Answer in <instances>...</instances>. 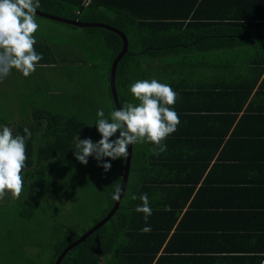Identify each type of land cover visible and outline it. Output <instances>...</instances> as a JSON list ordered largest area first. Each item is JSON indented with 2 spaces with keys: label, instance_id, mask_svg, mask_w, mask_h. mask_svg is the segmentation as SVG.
<instances>
[{
  "label": "trees",
  "instance_id": "16d2710c",
  "mask_svg": "<svg viewBox=\"0 0 264 264\" xmlns=\"http://www.w3.org/2000/svg\"><path fill=\"white\" fill-rule=\"evenodd\" d=\"M75 5L80 7V4ZM66 17L104 22L122 30L128 37L129 50L117 67V92L121 77L124 85L153 78L171 85L179 96L174 109L179 114L180 124L178 130L164 141L166 152L155 156L150 151L155 146L147 143L145 156L135 160L140 175L134 191L137 198L131 199L126 207L121 202L115 215L70 249L60 264H206L201 259L193 260L192 255L184 252L185 247H172L176 235L188 239L209 236L216 256L213 260L220 256L218 250L227 253L235 250L236 255L223 257L226 264H264V162L238 154L244 142L254 147L264 143V100L261 94L264 80L259 84L261 92L252 93L250 87L220 90L209 83L186 86L177 81L173 85L156 78V74L162 75L169 56L174 53L252 43V39L245 35H251L250 27L215 23H206L200 28L181 23L172 26L136 23L125 27L107 23L102 14H68ZM72 26L89 31L85 40L90 44L91 52V40H97L101 47L103 43L107 45L111 74L112 63L123 47L122 37L104 27ZM235 30H242L245 34ZM130 37L137 39L132 41ZM104 52L108 51L104 49ZM119 100L121 105L123 101L133 103L134 97L130 93L123 99L119 96ZM33 114V124H20L13 129L14 135H23L25 127L32 133L27 141L28 160L23 171L37 163L39 173L45 175L72 159L77 137L92 138L90 128L79 118L59 115L44 108ZM37 135L41 144L35 149ZM202 145L213 148L193 150V147ZM230 146H236L237 152L227 160L221 151H226L224 148L228 151ZM218 158L222 162H236V167L241 166V176H227L225 182L204 176L211 161ZM125 161L122 158L123 172ZM122 177L118 184H121ZM143 194H147L152 208L147 221L151 231L147 233L141 232L146 226L144 214L135 211L142 205L139 197ZM27 203L30 207L40 206V201L33 198ZM113 204L114 200H111V206ZM219 223L223 226L218 227ZM79 236L70 234L60 239L54 245L49 264H54L64 248ZM239 252L245 255L238 256Z\"/></svg>",
  "mask_w": 264,
  "mask_h": 264
},
{
  "label": "rangeland",
  "instance_id": "374dc122",
  "mask_svg": "<svg viewBox=\"0 0 264 264\" xmlns=\"http://www.w3.org/2000/svg\"><path fill=\"white\" fill-rule=\"evenodd\" d=\"M76 32L71 40L81 46L82 55L70 59L71 49H60L58 52L66 58V64L38 66L32 92L10 97L0 95V128L4 125L12 128L11 124H33L31 109L34 107L35 113L44 108L59 115L79 118L90 128L93 142L101 139L95 125L97 110L103 109L105 116L110 118L111 111L116 109L109 79L110 49L95 41L91 43V52L90 44L85 40L89 31L78 28ZM62 36L59 35L58 40ZM66 47L71 46L66 44ZM132 49L136 48L132 46ZM56 73L60 74L58 82ZM122 80V77L118 80V92L123 99L131 92L130 84L124 85ZM132 102L138 103L135 98ZM118 136L119 132L110 139ZM35 143L37 149L41 144L38 135ZM147 149V143L133 146L132 170L122 200L124 207L132 199L140 179L135 160L144 157ZM102 162H110L111 169L105 172L100 166ZM102 162L93 156L84 165L73 156L66 164L45 175L39 173L37 163L26 168L22 173L24 191L21 197L13 200L8 193L0 201V264H49L54 245L60 239L70 234L81 236L102 219L113 206L112 185L123 176L122 158L112 160L105 157ZM30 198L39 200L40 206L30 207L27 203Z\"/></svg>",
  "mask_w": 264,
  "mask_h": 264
},
{
  "label": "crops",
  "instance_id": "0c3cea01",
  "mask_svg": "<svg viewBox=\"0 0 264 264\" xmlns=\"http://www.w3.org/2000/svg\"><path fill=\"white\" fill-rule=\"evenodd\" d=\"M40 3L41 7L38 10L51 14H65L60 15L64 17L68 14H102L107 23L113 22L125 27L135 26L136 23H146V26L159 24L172 26L174 23H181L195 28H200L206 23L239 24L240 26L246 24L250 27L251 35L245 34L242 30L235 31L245 34L247 38L252 39V43L245 42L230 48L193 49L174 53L169 56V62L164 67L162 75L156 74V78L173 85H176L177 81H182L186 86L209 83L220 90L229 88L240 90L250 87L252 93L261 92L258 89L259 84L264 80V0H40ZM75 4H80V7ZM36 20L40 27L35 33L37 43L34 48L43 56L40 64L48 67L52 64L55 65L54 67L65 65L66 58L58 52L60 49L65 51L67 48L71 49L70 59H76L83 54L81 46L71 40L78 28L40 15L36 16ZM59 35L63 36L58 40ZM95 41L98 43L97 40H91V43H96ZM66 44L72 48L66 47ZM34 74L25 78L22 73L13 69L11 74L0 82V95L10 97L32 92ZM58 74H55L56 82L59 81ZM261 94L264 100V90ZM34 110L33 107L31 116L28 115L31 118ZM11 126L12 130L16 127L12 124ZM193 148V150H206L213 147L202 145ZM224 150L226 151H221V154L227 160L232 159L237 152L236 146H230L228 151L225 148ZM217 153L220 154L219 151ZM238 154L248 156L246 158L250 160L264 162V143L254 147L251 143L244 142L242 151ZM236 166V162H222L218 158L211 161L204 176H213L225 182L227 176H241V166ZM220 226L223 225L219 223L218 227ZM173 232L174 230L171 231V235ZM203 233L204 231H202V237ZM209 238L207 236L201 239H188L176 235L172 239L171 246L185 247L184 252L192 255L193 260L201 259L206 264H226V259L223 257L236 255L235 250L229 253L218 250L217 255L221 258L217 256L213 260L216 256ZM241 255L245 254L239 252L238 256Z\"/></svg>",
  "mask_w": 264,
  "mask_h": 264
},
{
  "label": "clouds",
  "instance_id": "9594fccd",
  "mask_svg": "<svg viewBox=\"0 0 264 264\" xmlns=\"http://www.w3.org/2000/svg\"><path fill=\"white\" fill-rule=\"evenodd\" d=\"M40 7V0H0V82L13 69L27 78L38 66H44L40 64L42 54L34 48L37 43L35 33L40 27L36 20ZM130 92L138 103H124L119 109L111 111L110 118L105 116L103 109L97 110L95 125L101 134L99 141L77 137L74 156L81 164L87 165L88 158L93 156L98 162L104 161L105 157L112 160L126 159L129 145L151 143L155 146L150 150L153 155L159 156L166 152L164 141L178 130L180 124L179 114L174 109L179 99L178 93L171 85L155 78L136 80L130 85ZM117 132L119 136L110 139ZM23 133L14 135L7 125L0 128V201L8 193L13 200H17L24 191L22 173L27 166L26 147L32 133L28 127L23 129ZM100 166L105 172L112 167L110 162H102ZM112 188V200L119 201L122 186L113 183ZM136 198L132 196L133 200ZM139 199L142 205L137 206L135 211L144 214L146 226L141 232L147 233L151 231L147 221L152 215V208L147 194L141 195Z\"/></svg>",
  "mask_w": 264,
  "mask_h": 264
},
{
  "label": "water",
  "instance_id": "95a60500",
  "mask_svg": "<svg viewBox=\"0 0 264 264\" xmlns=\"http://www.w3.org/2000/svg\"><path fill=\"white\" fill-rule=\"evenodd\" d=\"M37 15L52 18L54 20H58L61 22H65V23L80 26V27H92V26L104 27V28H107V29H110V30L116 32L117 34H119L122 37L123 47L120 50L119 54L115 57V59L112 63L111 74H110V84H111V91L113 94L114 104L116 106V109H119L122 105H121V102L119 100V95L117 92L116 72H117V67H118L120 60L128 53V50H129V40H128L127 35L122 30H120L119 28L111 26V25L106 24L104 22H85V21H80L78 19H67V18L60 17V16H57L55 14L44 12V11H41L38 9H37ZM132 157H133V145H129V156L126 158V161H125L123 177H122V181L120 184L122 186V193H121L120 200L114 201V204L110 208L108 213L101 220H99L93 227H91L84 234L79 236V238H77L76 240H74L70 244H68L64 248V250L60 253V255L57 257L54 264H60L70 249H72L73 247H75L76 245H78L79 243L84 241L85 239H87L95 231H97L99 228H101L103 225H105L115 215V213L119 210V208L121 207V202H122L123 197L125 195L126 188H127L128 181H129V177H130L131 166H132Z\"/></svg>",
  "mask_w": 264,
  "mask_h": 264
}]
</instances>
